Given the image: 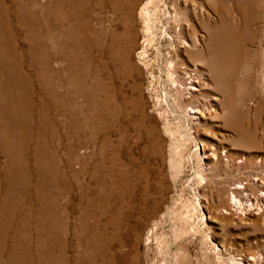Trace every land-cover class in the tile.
Instances as JSON below:
<instances>
[{
    "label": "rangeland",
    "instance_id": "obj_1",
    "mask_svg": "<svg viewBox=\"0 0 264 264\" xmlns=\"http://www.w3.org/2000/svg\"><path fill=\"white\" fill-rule=\"evenodd\" d=\"M165 3L0 0V264H168L177 247L176 264L264 257V198L243 185L264 174V0ZM164 4L176 15L165 33L186 47L162 36ZM212 45L233 61L214 72L223 91L205 86ZM188 64L203 73L199 99L216 101L186 127L159 80L186 108L178 67ZM194 140L201 167L187 161ZM229 183L255 209L215 219L209 193ZM199 207L211 242L193 228Z\"/></svg>",
    "mask_w": 264,
    "mask_h": 264
},
{
    "label": "bare ground",
    "instance_id": "obj_2",
    "mask_svg": "<svg viewBox=\"0 0 264 264\" xmlns=\"http://www.w3.org/2000/svg\"><path fill=\"white\" fill-rule=\"evenodd\" d=\"M165 2H166V0H164V3ZM165 4L163 5L164 9L162 12V17L160 18V25H161V30H162V34H163L162 36L164 38L165 37L167 38V43L170 46H173L177 42L179 47H184V46L186 47L188 45L187 41L182 40L181 36H179V37L177 36L178 38L175 40V38L173 36L165 33L166 27L169 24V22H176V15L169 13L168 10L166 9L167 6ZM225 32H226V30H225ZM190 47H192V46H190ZM212 47H214V46L212 45L210 47V49L208 50L207 57L205 58V63L209 67V69L207 71L210 75L209 76L210 77L209 78L210 83L205 84V86H206V90H211L212 87L215 85L220 91H223V88H225V79L222 80L224 77L222 79H220L219 76H215L214 72L217 70V68H219L220 63L223 62L227 65L228 64L232 65L233 61H230L232 59L231 57L226 58L225 54H223L224 53L223 48H225V47H222L223 50L221 49V50L217 51V52H221V51L223 52V53H219V55L215 54L214 49L212 51ZM188 49H189V46H188ZM234 51H235V49H234ZM234 53H236V52H234ZM233 54H232V56H234ZM229 55H230V53H229ZM217 65H218V67H217ZM260 69H261L262 75L260 77L258 90L260 91L262 96H264V61L260 65ZM161 71H163V70H161ZM178 73H179V75H181V82H178V84L181 85L182 80H183V85H185L184 90L181 91V93H180L179 99L181 101L183 100V102L186 103V108L178 109L177 106L174 104V102L169 100L168 94H166V80H163L162 78L159 80V82H160L159 85L161 87L160 98H161L162 103H164L166 105V107L168 108L171 116L173 118L178 117L180 119V121H183L187 127V124L190 122H192V124H194V125H195V123H198L200 121L202 114L206 113L209 116L212 115V112H214V110H212V107L216 101V98L214 97V95L209 94L206 96L205 101H202L199 99L198 85L203 81V73L201 72V70L198 68L197 65L188 64V65H184V66H179L178 67ZM171 83L173 84L174 87H177V85H178L175 78H173V80H171ZM106 98L108 99V97H105V99ZM105 104H107V103H105ZM105 109L107 110V108H105ZM179 119H177V121H179ZM180 137H182V136H180ZM187 137L189 138V136H187ZM194 142H195L194 150L190 154L191 157L187 161L190 163L193 158H197V161L201 167L202 164H205L208 162V157L204 151L203 144L200 142H196L195 140H194ZM215 159H216V156L213 153H210V161H211V163H213V165L216 161ZM223 161L226 163H228V162L233 163L232 160H229L227 158L226 159L224 158ZM258 162L259 161L257 160V163ZM259 163L262 164L260 166V168H258L260 170L262 167H264V162L262 161ZM241 164H242V161H241ZM253 172L254 171H252V173ZM251 177L252 178L249 179L250 181L248 182V184H246L244 181L245 184H243V185H245V188L248 187V189H252V188L256 189L257 188V189L261 190V192H259L258 194L256 193L255 197L258 196V197L264 198V174L262 173L259 176H256V175L252 176L251 175ZM248 178L249 177H247V179ZM240 183H241V181H240ZM187 190L193 197H196L195 191L193 188H190L188 186ZM246 190H247V188H246ZM218 191L219 192H216L215 190H213L212 192L209 193L210 194L209 196H211L212 198H214L216 200V204L214 207L215 215H216V216H214L215 219L219 218V216H226V215L229 217H232V219L237 218V217L243 218V216L247 215V213H250L251 211H253L255 209L256 203H254V204L249 203L248 199H246V198H248V196L245 195V193L243 194V192L240 190V187H237L233 183H229L227 186H224L223 188L219 189ZM195 203L197 206H199V203L197 200ZM199 209H200L199 210L200 211V217L194 223L193 228H195L197 231L201 232L206 241L211 242L212 239L209 236V232H207L203 229V225H205V223H206L207 216L202 213L200 207H199ZM169 213L170 212H168V209L163 213V216H162L163 220L167 221V219H169V216H170ZM223 218L226 219L225 217H223ZM170 226H171V224H170ZM180 227H182V226L180 225ZM211 245H213V244H211ZM179 250H181L179 247H177L173 252H170L169 248L167 249V252H169L168 254L170 255L169 256L170 259H169L168 264H176V262H179V254H180ZM181 252L185 255L183 250H181ZM217 257H218V252L216 251V258ZM263 262H264V257H259V256H255V255H251L248 257H236V258L232 259V261L231 260L229 261L230 264H263Z\"/></svg>",
    "mask_w": 264,
    "mask_h": 264
}]
</instances>
